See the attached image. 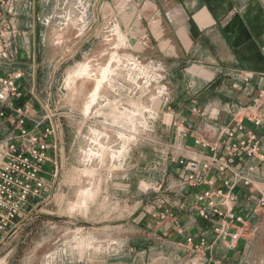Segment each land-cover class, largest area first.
Here are the masks:
<instances>
[{
	"label": "rangeland",
	"instance_id": "rangeland-1",
	"mask_svg": "<svg viewBox=\"0 0 264 264\" xmlns=\"http://www.w3.org/2000/svg\"><path fill=\"white\" fill-rule=\"evenodd\" d=\"M108 2L52 0L57 43L76 35L93 48L55 67L51 98L62 120L57 168L43 166L50 169L47 189L0 243V264H210L158 232L152 202L172 149L166 136L175 127L167 67L153 56L149 31L128 34L123 26L135 22L136 9L125 11L127 0ZM137 9L143 16L146 8ZM18 57L19 51L0 68L21 70L29 87V62ZM79 66L83 73L74 72ZM51 71L39 80L40 97ZM239 254L234 264H264V228Z\"/></svg>",
	"mask_w": 264,
	"mask_h": 264
},
{
	"label": "crops",
	"instance_id": "crops-1",
	"mask_svg": "<svg viewBox=\"0 0 264 264\" xmlns=\"http://www.w3.org/2000/svg\"><path fill=\"white\" fill-rule=\"evenodd\" d=\"M114 1L108 3L114 5ZM127 1L124 10L133 12L136 9L138 14L135 22L128 21L126 26L123 25L127 33L131 30L137 33L141 29L149 31L153 56L167 67L172 124L178 125L181 120L193 123L202 128L199 135L211 147L219 146L222 127L233 117L231 107L233 110L239 107V116L242 115L251 95L264 87V0ZM51 4L52 0H20L16 5V24L20 32L15 41L18 58L22 61L24 55L29 62L31 81L27 88L34 89L38 96L42 92L39 80L46 74V69L50 71L52 68V74H48L50 81L55 83L57 64L73 57L83 58L86 54L83 49L88 47L92 51L93 48L92 42L76 35L63 46L60 45L62 41L57 43L49 21L52 18ZM147 5L152 7V13L146 12ZM143 6L146 9L141 16L137 7ZM245 75H251L250 81H243ZM204 109L206 113L203 114ZM175 131L174 127L166 136L171 143V153L200 157V154L211 152L209 147L194 144L195 132L183 137ZM243 161L245 158L241 157L236 163L245 172L247 170L240 164ZM247 164L252 166L247 172L251 183L248 186L239 183L235 189L234 211L242 216L243 223L232 226L241 231L234 251H227L224 241L213 233V221L198 218L195 213L196 195L205 186L183 189L179 182L182 175L176 172L174 165L165 167L162 186L153 196L158 232L181 241L186 251L191 252V246L185 244V237L205 232L210 246L205 250L203 262L234 264L238 261L239 253L244 252L264 228V162L250 158ZM219 182L217 179L216 185ZM149 200L146 198L142 203ZM163 201L171 203L179 220L178 226H173L170 218L162 220L158 217L168 207L167 204L159 206ZM144 211L148 212L147 209ZM143 215L149 218L145 213Z\"/></svg>",
	"mask_w": 264,
	"mask_h": 264
},
{
	"label": "built area",
	"instance_id": "built-area-1",
	"mask_svg": "<svg viewBox=\"0 0 264 264\" xmlns=\"http://www.w3.org/2000/svg\"><path fill=\"white\" fill-rule=\"evenodd\" d=\"M19 1L0 0V66L12 62L18 54L15 41L20 35L16 24V5ZM250 79L251 75L243 77L244 82ZM22 80L26 84L22 72L7 73L0 69V243L17 225L19 215L32 203L38 204L46 191L50 169L45 170L43 166L49 164L53 171L57 168L62 134L61 114L55 111L51 98L53 81L49 82L44 96L40 97ZM62 90V85L56 87L59 100L63 99ZM233 108L230 109L232 120L220 132L219 146L211 147L199 135L202 128L179 121L175 125L177 134L186 137L195 132L194 144L209 147L211 152L200 154V157L169 153L164 160L165 167L174 165L176 172L182 175L179 182L183 189L205 186L196 195L195 213L198 218L214 222L212 231L224 241L227 251H234L241 236V231L232 226L243 223L242 216L234 211L236 186L239 183L250 185L248 173L252 166L247 164L250 158L264 162V87L256 89L251 95L242 115L239 116V107ZM202 112L204 114L206 110ZM241 157L245 158L240 163L247 170L245 172L236 163ZM217 179L220 180L218 185ZM161 186L162 183L159 188ZM165 204L168 207L160 212V218H170L172 225L178 226L179 220L172 211L171 203L163 201L159 206ZM185 244L202 256L210 246L205 232L196 236L187 235Z\"/></svg>",
	"mask_w": 264,
	"mask_h": 264
},
{
	"label": "bare ground",
	"instance_id": "bare-ground-1",
	"mask_svg": "<svg viewBox=\"0 0 264 264\" xmlns=\"http://www.w3.org/2000/svg\"><path fill=\"white\" fill-rule=\"evenodd\" d=\"M83 69H84L83 66H79V67L77 68V70L75 69L74 72H76V73H78V72L81 73L80 71H82V73H83V72H84ZM74 72H73V73H74ZM73 73H72V74H73ZM74 76H75V74H74ZM68 79L70 80V77H69Z\"/></svg>",
	"mask_w": 264,
	"mask_h": 264
}]
</instances>
